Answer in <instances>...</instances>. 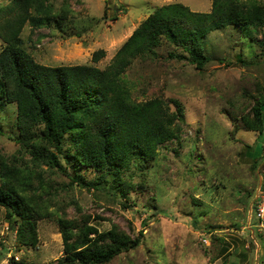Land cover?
I'll list each match as a JSON object with an SVG mask.
<instances>
[{
  "label": "rangeland",
  "instance_id": "rangeland-1",
  "mask_svg": "<svg viewBox=\"0 0 264 264\" xmlns=\"http://www.w3.org/2000/svg\"><path fill=\"white\" fill-rule=\"evenodd\" d=\"M9 1L0 0V6ZM48 1L55 12L68 10V18L60 25L54 18L50 26L37 29L26 25L22 37L28 51L46 65L100 68L111 64L120 46L156 7L182 2L192 10L209 11L212 3ZM230 32L208 36L213 60L203 70L169 56L177 48L165 40L127 69L135 99L175 97L185 106L187 122L179 142L160 148L144 173V186L137 184L141 179L134 174V186L126 195L73 185L72 170L63 174L45 162L36 166L30 151L21 149L15 138L16 104L6 103L0 111V151L10 161L32 168L27 196L34 206L44 203L47 211L38 221V241L32 245L18 240V229L11 228L6 209L0 208V264H58L64 256L60 218L86 222L99 231L116 228L132 238L143 230L136 248L103 264H264V229L252 212L264 177V149L257 166L247 152L255 142L259 151L264 148V132L248 131L241 121L264 96V50L253 37L238 39ZM3 43L0 38V49ZM97 50H104L105 56L94 63Z\"/></svg>",
  "mask_w": 264,
  "mask_h": 264
},
{
  "label": "trees",
  "instance_id": "trees-1",
  "mask_svg": "<svg viewBox=\"0 0 264 264\" xmlns=\"http://www.w3.org/2000/svg\"><path fill=\"white\" fill-rule=\"evenodd\" d=\"M67 11L55 12L48 0H10L0 6V111L6 103L16 104L15 138L21 149L30 151L36 166L45 162L63 174L72 170L71 184L114 195H126L133 188L134 174L143 187L144 173L160 148L179 142L187 122L185 106L175 97H133L125 74L137 57L154 53L165 40L177 48L169 56L203 70L213 60L208 36L225 29L238 39L253 37L264 50L263 0H212L209 11L173 2L156 7L141 21L106 68L38 62L25 47L24 28L50 26L54 18L60 25ZM104 56V50H97L92 61ZM241 121L248 131L264 132V96ZM263 149L259 151L256 142L248 145L255 166ZM31 174L28 165L20 166L0 151V208L6 209L11 228L18 229V240L36 245L38 221L47 210L38 201L34 206L27 196ZM59 227L64 256L58 264L107 263L136 248L144 236L143 230L132 238L116 228L99 231L67 218L59 219Z\"/></svg>",
  "mask_w": 264,
  "mask_h": 264
},
{
  "label": "built area",
  "instance_id": "built-area-1",
  "mask_svg": "<svg viewBox=\"0 0 264 264\" xmlns=\"http://www.w3.org/2000/svg\"><path fill=\"white\" fill-rule=\"evenodd\" d=\"M252 212L257 220L258 226L264 229V177H262L260 186L257 189ZM203 241L208 244L207 237L203 238Z\"/></svg>",
  "mask_w": 264,
  "mask_h": 264
}]
</instances>
